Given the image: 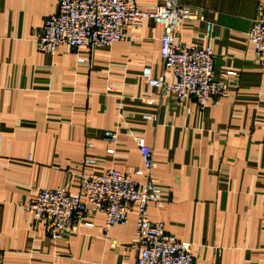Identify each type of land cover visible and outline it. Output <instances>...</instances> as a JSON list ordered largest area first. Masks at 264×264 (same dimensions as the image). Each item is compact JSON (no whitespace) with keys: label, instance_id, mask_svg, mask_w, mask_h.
<instances>
[{"label":"crops","instance_id":"0c3cea01","mask_svg":"<svg viewBox=\"0 0 264 264\" xmlns=\"http://www.w3.org/2000/svg\"><path fill=\"white\" fill-rule=\"evenodd\" d=\"M135 2L147 9L159 1ZM180 3L197 19L183 23L176 41L210 46L216 78L228 75L229 96L203 110L142 80L146 67L155 78L164 73L163 31L154 21L126 25V39L109 47L62 46L50 55L38 41L57 0H0L3 264H136L134 206L125 225L105 233L104 214L84 215L60 241L23 206L42 189L79 195L83 172L114 169L144 183L136 174L144 166L137 137L153 151L166 200L163 212L149 205L151 221L191 243L196 264H264V66L248 39L264 0ZM107 131L119 132L115 144Z\"/></svg>","mask_w":264,"mask_h":264},{"label":"built area","instance_id":"2783aa9c","mask_svg":"<svg viewBox=\"0 0 264 264\" xmlns=\"http://www.w3.org/2000/svg\"><path fill=\"white\" fill-rule=\"evenodd\" d=\"M158 1L155 7L144 9L135 0H57L58 11L46 19L38 50L54 55L62 46L75 50L109 47L126 39V25L139 28L144 21L152 20L163 31L160 52L164 73L155 78L152 68L146 67L142 72L144 83L158 89L163 96L173 94L179 101L194 99L200 110L215 99L228 97V75L216 78L213 49L187 47L175 39L183 23L197 17L184 9L180 0ZM211 31L212 25L208 24L207 37L211 36ZM248 39L264 66V7L254 20ZM167 73L175 77L174 83L167 82ZM145 118L157 120L153 116ZM118 136V131H107L105 140L115 144ZM135 141L144 163L136 174L146 178L144 183L114 169L104 175L83 172L79 176V195H71L64 188L42 189L23 209L36 219L42 218L46 234L60 241L66 232L77 229L84 215L104 214L105 233L116 225H125L132 212L131 205L138 218L134 243L139 253L136 264H196L191 243L167 233L164 222L150 219L149 205L163 212L166 200L154 177L156 163L152 149L141 138ZM108 153H115V149ZM87 163L94 164V161ZM3 262L0 249V264Z\"/></svg>","mask_w":264,"mask_h":264}]
</instances>
